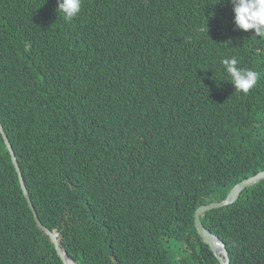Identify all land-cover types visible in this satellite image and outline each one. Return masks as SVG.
Returning a JSON list of instances; mask_svg holds the SVG:
<instances>
[{
  "label": "trees",
  "instance_id": "obj_1",
  "mask_svg": "<svg viewBox=\"0 0 264 264\" xmlns=\"http://www.w3.org/2000/svg\"><path fill=\"white\" fill-rule=\"evenodd\" d=\"M232 56L259 73L246 95ZM0 122L78 264H220L194 214L264 170V37L226 0H82L71 22L56 0H0ZM201 221L230 264H264V178ZM0 264H63L1 134Z\"/></svg>",
  "mask_w": 264,
  "mask_h": 264
},
{
  "label": "clouds",
  "instance_id": "obj_2",
  "mask_svg": "<svg viewBox=\"0 0 264 264\" xmlns=\"http://www.w3.org/2000/svg\"><path fill=\"white\" fill-rule=\"evenodd\" d=\"M217 2L220 0H216ZM226 2L232 6L233 23L237 29L245 32L252 30L257 36L264 37V0H226ZM81 6L82 0H56V10H59L66 22H71L80 13ZM201 31L208 32L207 21H205V26L201 28ZM239 63L235 56L221 60L224 72L230 77V80L226 81L230 82L236 91L246 95L256 86L259 73L251 69L241 68Z\"/></svg>",
  "mask_w": 264,
  "mask_h": 264
},
{
  "label": "water",
  "instance_id": "obj_3",
  "mask_svg": "<svg viewBox=\"0 0 264 264\" xmlns=\"http://www.w3.org/2000/svg\"><path fill=\"white\" fill-rule=\"evenodd\" d=\"M0 134L4 141L5 147L8 150L9 155L11 157L12 164L14 165L15 170L18 174L20 187L23 191L24 197L28 203L29 208L32 210L37 226L43 231L44 234L48 236L49 240L53 243V246L56 250V254L61 259L63 264H77L72 258L68 256L65 249L62 248L61 242L58 237L59 235H58L57 230H50L49 228L44 226L42 222L40 221V219L38 218L34 205L30 198V194L28 192V189L26 188L24 178L22 177L20 167H19L16 155L14 153L12 144L1 122H0ZM263 178H264V170L259 171L255 175H252L236 183L230 189L227 196L223 200L200 205L195 210L194 224H195L196 231L198 235L200 236V238L202 239V241L209 246V249L218 259L220 264H230V257H229L228 250L226 248L225 243L218 236H216L214 233H212L210 230H208L204 226V224L201 221V215L207 210L217 208L220 206H224V205L234 202L238 198L242 190H244L248 186H251L259 182Z\"/></svg>",
  "mask_w": 264,
  "mask_h": 264
}]
</instances>
